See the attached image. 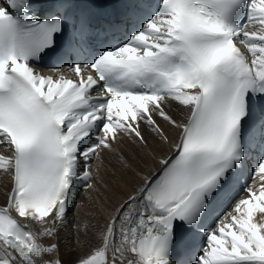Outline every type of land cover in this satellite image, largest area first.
<instances>
[{"label": "snow or ice", "instance_id": "snow-or-ice-1", "mask_svg": "<svg viewBox=\"0 0 264 264\" xmlns=\"http://www.w3.org/2000/svg\"><path fill=\"white\" fill-rule=\"evenodd\" d=\"M32 9V0L0 6V148L11 153L0 155V171L13 179L0 207V264H61L51 258L58 245L40 240L64 225L75 181H90V161L120 136L146 143L141 123L162 135L154 115L179 129L174 154L79 264H174L183 238L200 233L185 248L188 264H264V153L252 174L259 190L246 183L247 199L215 228L204 224L243 166L253 102L264 98V0H159L122 44L71 65L76 80L30 66L56 51L65 30L59 13ZM168 100L187 109L185 123L165 112Z\"/></svg>", "mask_w": 264, "mask_h": 264}, {"label": "bare ground", "instance_id": "bare-ground-1", "mask_svg": "<svg viewBox=\"0 0 264 264\" xmlns=\"http://www.w3.org/2000/svg\"><path fill=\"white\" fill-rule=\"evenodd\" d=\"M185 109V108H184ZM170 115L177 123H184L185 110L170 108ZM163 134L158 135L151 128L145 138L146 145L131 139L124 142L119 150L112 149L104 157V166L95 172V185L90 192L82 196L74 220L76 227L65 234H57L51 238L41 237L40 242L45 246L53 243L58 245V251L52 255V260L59 259L61 264H79L80 260L88 255L101 243L100 233L105 223L115 214V211L154 174L160 167V161L169 157L175 149L179 136V129L171 128L167 122L160 123ZM164 137H167L165 142ZM2 155H11L3 151ZM10 174L0 173V205H5V196L10 190ZM97 185L99 186H96ZM95 191V192H94ZM86 197L87 207L83 214L82 203ZM39 234L41 229L34 225ZM75 245V249L72 248ZM77 252V254H76Z\"/></svg>", "mask_w": 264, "mask_h": 264}, {"label": "rangeland", "instance_id": "rangeland-1", "mask_svg": "<svg viewBox=\"0 0 264 264\" xmlns=\"http://www.w3.org/2000/svg\"><path fill=\"white\" fill-rule=\"evenodd\" d=\"M96 186H99V185H97V183H96ZM95 192V191H94ZM89 194H93V192H90ZM88 205H87V203H86V197L84 198V202L82 203V212H81V214H83L84 213V211H85V209H86V207H87ZM72 248H74L75 249V245H74V247H72ZM76 254H77V252H76ZM76 264V263H75Z\"/></svg>", "mask_w": 264, "mask_h": 264}]
</instances>
